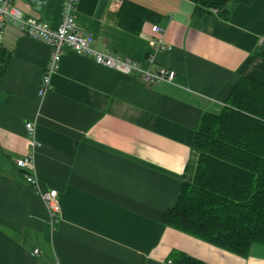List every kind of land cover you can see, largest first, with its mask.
Masks as SVG:
<instances>
[{"label": "crops", "instance_id": "0c3cea01", "mask_svg": "<svg viewBox=\"0 0 264 264\" xmlns=\"http://www.w3.org/2000/svg\"><path fill=\"white\" fill-rule=\"evenodd\" d=\"M124 1L160 16L139 35L118 25ZM65 0H17L26 16L57 28ZM198 0H79L78 27L93 47L143 72L174 70L173 84H148L65 49L53 88L39 95L51 48L9 24L0 59V264H173L180 252L206 264H264L161 223L179 198L204 113L219 114L243 78L264 84V0L240 4L229 21L195 23ZM160 25L165 32L154 34ZM161 37L171 51H154ZM35 123L34 135L27 123ZM33 155L38 186L16 160ZM57 190L52 224L42 194ZM40 253L35 255V251Z\"/></svg>", "mask_w": 264, "mask_h": 264}, {"label": "trees", "instance_id": "16d2710c", "mask_svg": "<svg viewBox=\"0 0 264 264\" xmlns=\"http://www.w3.org/2000/svg\"><path fill=\"white\" fill-rule=\"evenodd\" d=\"M255 1L198 0L195 23L205 16L229 21L238 5ZM117 17L119 27L133 35H139L147 21L161 19L128 1ZM257 55L264 59V42ZM1 60L0 80L10 65ZM192 150L197 162L193 169L189 164L178 201L161 223L248 257L254 245H264V84L243 78L221 113H204ZM170 259L173 264H206L180 252Z\"/></svg>", "mask_w": 264, "mask_h": 264}, {"label": "built area", "instance_id": "2783aa9c", "mask_svg": "<svg viewBox=\"0 0 264 264\" xmlns=\"http://www.w3.org/2000/svg\"><path fill=\"white\" fill-rule=\"evenodd\" d=\"M17 0H0V47L3 42V33L9 24L15 25L25 36L46 43L51 48V55L45 67L44 76L41 82L39 95L44 96L52 90V77L60 68V63L65 49H69L78 54L85 55L93 59L98 65L105 66L116 71L134 75L141 74L148 84L167 82L173 84L177 74L174 70L160 68L154 72H143L136 62L130 59L121 58L112 53H102L97 51L93 44L95 39L91 34L82 31L77 24V6L79 0H65L63 5L62 21L57 28H52L47 23L26 16L15 6ZM154 34L160 35L165 30L160 25L152 28ZM149 46L154 51H171L173 47L165 42L161 37L149 39ZM4 62L0 59V68ZM27 130L34 135L35 123H27ZM16 167L24 172L27 184L37 187L39 184L36 174L34 156L30 155L15 162ZM44 202L49 211L52 224H57L61 218L62 207L60 194L57 190H50L42 194ZM40 253L35 251V255Z\"/></svg>", "mask_w": 264, "mask_h": 264}, {"label": "rangeland", "instance_id": "374dc122", "mask_svg": "<svg viewBox=\"0 0 264 264\" xmlns=\"http://www.w3.org/2000/svg\"><path fill=\"white\" fill-rule=\"evenodd\" d=\"M196 162H197V155L194 154V156H193V160L191 161V168H192V169H193V167L195 166ZM191 172H192V170H191Z\"/></svg>", "mask_w": 264, "mask_h": 264}]
</instances>
